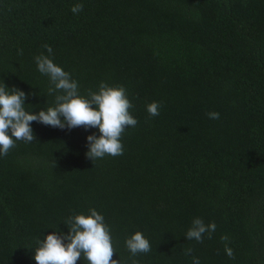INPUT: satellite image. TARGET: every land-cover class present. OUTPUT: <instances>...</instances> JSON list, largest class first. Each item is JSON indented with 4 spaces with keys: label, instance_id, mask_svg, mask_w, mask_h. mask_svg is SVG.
<instances>
[{
    "label": "trees",
    "instance_id": "16d2710c",
    "mask_svg": "<svg viewBox=\"0 0 264 264\" xmlns=\"http://www.w3.org/2000/svg\"><path fill=\"white\" fill-rule=\"evenodd\" d=\"M45 44L81 95L125 86L138 124L123 155L92 161L97 128L32 122L36 141L0 155V264H36L38 238L93 208L121 264H264V0H0V85L33 114L55 101L34 59ZM195 218L215 222L211 239H186ZM137 231L151 251L132 256Z\"/></svg>",
    "mask_w": 264,
    "mask_h": 264
},
{
    "label": "clouds",
    "instance_id": "9594fccd",
    "mask_svg": "<svg viewBox=\"0 0 264 264\" xmlns=\"http://www.w3.org/2000/svg\"><path fill=\"white\" fill-rule=\"evenodd\" d=\"M83 8L82 3H77L72 6L71 11L79 14ZM43 47L48 55L41 53L34 59L38 71L49 77L48 94L55 95L54 106L33 114V111L27 110L30 105L25 104L29 94L15 86L9 89L3 82L0 85V155L6 156L17 141H36L32 122L61 130L97 128L99 136L94 133L87 137L86 156L94 161L105 155H123V134L129 127L134 128L138 124V120L130 112L134 104L129 99L125 86H110L101 82L98 91L89 89L86 96L81 95L78 81L54 62L52 47L47 44ZM18 54L22 55V50ZM162 107V102L153 101L147 105V112L150 117L159 116ZM219 116L218 112L208 113L210 119H219ZM65 225L69 234L57 229L43 239L36 240V264H77L82 257L89 264H121L120 259H113L117 252L111 228L97 210L93 208L88 210L87 215L70 216ZM215 230V222L206 225L201 218H195L186 233V239L202 243L204 234L207 233L211 239ZM221 241L225 242L226 254L234 259L233 250L227 245L228 237L222 236ZM125 244L132 256L151 251L150 241L140 231L126 239ZM192 251L187 249L185 255H190ZM192 259L193 264H201L198 257ZM133 264H137V261L133 260Z\"/></svg>",
    "mask_w": 264,
    "mask_h": 264
}]
</instances>
